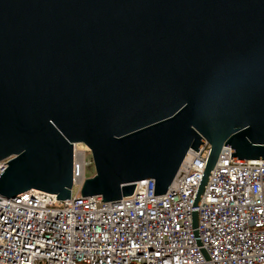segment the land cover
Wrapping results in <instances>:
<instances>
[{
    "label": "water",
    "instance_id": "obj_1",
    "mask_svg": "<svg viewBox=\"0 0 264 264\" xmlns=\"http://www.w3.org/2000/svg\"><path fill=\"white\" fill-rule=\"evenodd\" d=\"M77 144L103 203L205 144L194 207L223 147L264 160V0H0V200L69 199Z\"/></svg>",
    "mask_w": 264,
    "mask_h": 264
},
{
    "label": "built area",
    "instance_id": "obj_2",
    "mask_svg": "<svg viewBox=\"0 0 264 264\" xmlns=\"http://www.w3.org/2000/svg\"><path fill=\"white\" fill-rule=\"evenodd\" d=\"M230 152L222 148L197 207L207 144L188 152L164 195L141 181L103 203L80 196L90 162L74 145L69 199L31 190L0 200V264H264V160Z\"/></svg>",
    "mask_w": 264,
    "mask_h": 264
},
{
    "label": "rangeland",
    "instance_id": "obj_3",
    "mask_svg": "<svg viewBox=\"0 0 264 264\" xmlns=\"http://www.w3.org/2000/svg\"><path fill=\"white\" fill-rule=\"evenodd\" d=\"M77 150L85 153L86 161L90 162V165L85 169V175L87 178L92 177V175L94 174V168H93V165L91 163L92 161H91L90 153L88 152L86 147H84V145H82V144H77Z\"/></svg>",
    "mask_w": 264,
    "mask_h": 264
}]
</instances>
